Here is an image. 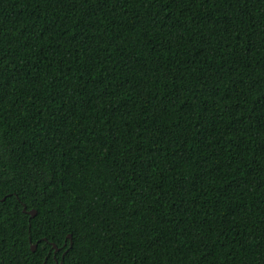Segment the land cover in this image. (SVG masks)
<instances>
[{"label":"trees","instance_id":"1","mask_svg":"<svg viewBox=\"0 0 264 264\" xmlns=\"http://www.w3.org/2000/svg\"><path fill=\"white\" fill-rule=\"evenodd\" d=\"M0 264H264V0H0Z\"/></svg>","mask_w":264,"mask_h":264},{"label":"water","instance_id":"2","mask_svg":"<svg viewBox=\"0 0 264 264\" xmlns=\"http://www.w3.org/2000/svg\"><path fill=\"white\" fill-rule=\"evenodd\" d=\"M4 198H5V197H3L2 199H4ZM23 211H24V212H28V213L30 214L31 217H32V216H35V214H36V211L33 210V209L27 211L26 208H25V206L23 207ZM70 237H71V234H67V238H70ZM52 245H53V247H55V250L58 249L54 244H52ZM35 248H36V245H35V244L31 246V249H32V250H35ZM63 254H64V253H63ZM63 254H62V256H63Z\"/></svg>","mask_w":264,"mask_h":264}]
</instances>
